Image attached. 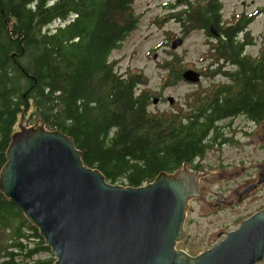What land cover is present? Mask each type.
<instances>
[{
	"label": "trees",
	"instance_id": "trees-1",
	"mask_svg": "<svg viewBox=\"0 0 264 264\" xmlns=\"http://www.w3.org/2000/svg\"><path fill=\"white\" fill-rule=\"evenodd\" d=\"M135 1L0 0V169L21 113L28 111L48 128L72 135L84 162L109 181L129 185L150 182L185 161L202 170L197 159L212 146L210 133L220 131V120L242 111L264 116V51L246 53L254 42L252 18L224 26L222 0H181L183 8L172 11L173 4L168 15L185 36L215 24L219 35L213 34L209 48L214 61L210 72L201 73L232 80L193 89L181 107L151 109V93L142 88L145 74L120 71L110 58L138 28ZM173 62L162 63L168 84L183 80ZM54 260L39 227L0 190V264Z\"/></svg>",
	"mask_w": 264,
	"mask_h": 264
},
{
	"label": "water",
	"instance_id": "water-1",
	"mask_svg": "<svg viewBox=\"0 0 264 264\" xmlns=\"http://www.w3.org/2000/svg\"><path fill=\"white\" fill-rule=\"evenodd\" d=\"M183 41L177 37L172 46ZM182 77L198 82L202 74L189 67ZM6 155L0 190L39 227L52 264H253L264 257V208L200 255L177 248L206 173L186 161L141 185L111 182L84 162L72 135L48 128L40 116L19 124Z\"/></svg>",
	"mask_w": 264,
	"mask_h": 264
},
{
	"label": "rangeland",
	"instance_id": "rangeland-1",
	"mask_svg": "<svg viewBox=\"0 0 264 264\" xmlns=\"http://www.w3.org/2000/svg\"><path fill=\"white\" fill-rule=\"evenodd\" d=\"M178 1L181 0H136L135 9L140 14L138 28L126 38L122 47L114 49L110 55L112 60L117 59L116 64L120 71L145 74L147 80L142 88L151 93V109L154 111L181 107L186 103L187 94L193 89L208 90L225 81V76L222 74L216 73L214 76L202 73L199 82L181 80L168 84L170 80L166 76L169 69L162 66L165 59L174 61L173 68L180 67L181 71L190 67L210 72L209 65L214 61L209 49L214 36L201 28L193 29L185 36L180 22L168 15L173 4L176 7L172 11L183 8L182 3ZM222 2L224 26L245 16L252 18L248 28L254 42L246 45L245 51L255 57L260 55L264 51V0H222ZM180 36L184 37L183 43L173 47V39ZM228 66L232 67L230 64ZM169 95L175 97L173 103L168 99ZM156 96L159 100L155 103L153 98ZM30 113L31 111L26 114L21 113L16 129L19 128L20 123L32 124L39 117ZM221 129L236 134L237 139L226 140L222 148L220 145L212 144L205 155L197 159L203 164V169H206L205 177L202 179L203 190L190 200L185 220V235L177 242L178 248L191 253H199L214 246L230 230L240 225L244 213L254 208L251 203L241 201L239 204L240 200L229 202L225 200L224 194L240 188L239 179L254 167L258 152L254 144H244V140L249 138L240 140L242 135L239 125ZM258 140L262 138L258 136ZM228 177L238 179V186L227 182ZM227 189L230 192H227ZM255 197L254 194L253 198ZM42 255L45 256L47 253Z\"/></svg>",
	"mask_w": 264,
	"mask_h": 264
},
{
	"label": "flooded vegetation",
	"instance_id": "flooded-vegetation-1",
	"mask_svg": "<svg viewBox=\"0 0 264 264\" xmlns=\"http://www.w3.org/2000/svg\"><path fill=\"white\" fill-rule=\"evenodd\" d=\"M215 25V24H214ZM207 30L209 34L219 35V30L215 27L216 31H218V34L213 33L211 30ZM206 30V29H204ZM232 65L231 68H233L235 65ZM227 81H231L232 79L229 76L225 77ZM230 84V83H229ZM169 99V98H168ZM236 125H239L241 130V137L240 140H243V138H249V140H244V144L252 143L254 144L258 155L255 159V165L252 169L248 170L244 176H242L239 180L241 183L240 188L238 187L237 190L231 193L224 194L225 200L229 202H234L235 200L238 201L239 204H241V201L246 202L247 204L251 203L254 205V208L252 210L247 211V213L241 216L240 225L242 222L249 216H251L255 212H259L264 208V116L257 119L255 117L250 116L246 111H242L241 113L229 116L224 118L223 120H220L218 122L217 129L220 130V128H230L235 127ZM210 139L212 141V144L217 146H222L226 143L225 141L234 140L236 134L229 133L226 129H221L220 131L216 132V130H213L210 133ZM258 136L262 138V140H258ZM201 158V157H200ZM198 158V160L200 159ZM206 170V169H202ZM200 171V170H196ZM205 177V174H203L199 181H200V188L201 191L202 188V179ZM232 183L235 186H238V179L233 177H228L227 182ZM243 184V185H242ZM228 186V184H227ZM227 192H230V190L227 189ZM201 193V192H200ZM256 195L255 198H253V195ZM228 197V198H227ZM220 200L225 201L224 199L220 198ZM188 214V213H187ZM178 248V247H177ZM183 249V248H182ZM207 249H204L203 251H206ZM189 252V251H188ZM191 253V252H190ZM199 253H192L195 255H200ZM253 264H264V257L256 260Z\"/></svg>",
	"mask_w": 264,
	"mask_h": 264
}]
</instances>
